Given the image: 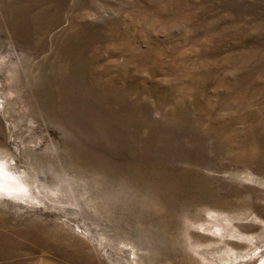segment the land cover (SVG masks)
<instances>
[{
  "label": "rangeland",
  "instance_id": "1",
  "mask_svg": "<svg viewBox=\"0 0 264 264\" xmlns=\"http://www.w3.org/2000/svg\"><path fill=\"white\" fill-rule=\"evenodd\" d=\"M0 264L264 261V0H0Z\"/></svg>",
  "mask_w": 264,
  "mask_h": 264
},
{
  "label": "bare ground",
  "instance_id": "2",
  "mask_svg": "<svg viewBox=\"0 0 264 264\" xmlns=\"http://www.w3.org/2000/svg\"><path fill=\"white\" fill-rule=\"evenodd\" d=\"M4 170H5V168H4V166H3V164L2 163H0V177L1 178H4ZM0 186H3V183H2V181L0 180ZM261 264H264V261L261 263Z\"/></svg>",
  "mask_w": 264,
  "mask_h": 264
}]
</instances>
